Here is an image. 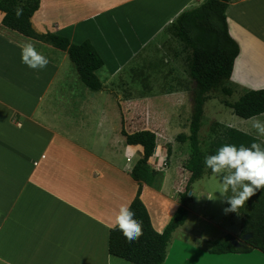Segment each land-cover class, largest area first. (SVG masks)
Segmentation results:
<instances>
[{
    "label": "crops",
    "instance_id": "crops-1",
    "mask_svg": "<svg viewBox=\"0 0 264 264\" xmlns=\"http://www.w3.org/2000/svg\"><path fill=\"white\" fill-rule=\"evenodd\" d=\"M203 1L40 0L30 18L34 30L65 35L74 43L89 39L108 72L103 89L84 81L66 50L4 27L0 11V264H133L109 254L106 225L136 194L138 184L128 169L143 150L126 143L121 129L131 112L105 85L126 69L140 71L156 56L153 44L164 51L159 59L172 62L167 52L182 45L169 26ZM225 14L239 53L222 89L239 97L264 87V0H230ZM24 43L48 58L44 69L21 62ZM187 55L184 49V77L190 76ZM146 121L144 129L158 137L150 118ZM162 154L163 149L153 153L145 165L156 169ZM164 176L160 185L140 178V198L158 232L179 206L183 190L182 182L168 185V172ZM188 213L196 212L188 207ZM189 215L172 232L162 264H264V253L256 248L210 253L208 244H197L189 233ZM226 215L233 227L222 228L221 236L239 239L240 217Z\"/></svg>",
    "mask_w": 264,
    "mask_h": 264
},
{
    "label": "trees",
    "instance_id": "trees-1",
    "mask_svg": "<svg viewBox=\"0 0 264 264\" xmlns=\"http://www.w3.org/2000/svg\"><path fill=\"white\" fill-rule=\"evenodd\" d=\"M230 0H204L195 7L183 10L169 26L171 33L180 41L182 51L187 50L188 71L194 80L193 104L189 121L188 133H178V142H187L189 156L184 168L188 178L184 189L178 193L179 206L170 217L162 232L152 226L149 212L140 198L142 183L140 178L149 177L145 165L148 158L157 154V135L154 131L141 129L129 132L122 125L121 133L127 144L141 145L142 156L131 169V176L138 187L131 201V210L135 219L143 224V235L137 241L128 242L117 230H109L108 251L110 255L120 257L133 264H162L166 247L172 232L182 225L188 215L187 203L191 197L189 192L195 180L211 170L204 164L207 155L214 154L224 144L250 146L252 142L260 143L256 136L234 127H227L214 136L206 146L202 147L199 131L202 125L204 104L211 92L227 82L231 76L235 58L239 53V45L229 33L225 10ZM40 0H0V11L3 12L1 23L4 27L51 45L60 50H66L69 59L74 63L84 81L94 89H103V81L97 71L104 66L102 56L89 39L79 43L72 42L69 37L52 32L39 33L31 24V16L38 9ZM22 8L23 14L16 16V9ZM226 94L229 92L226 90ZM233 113L242 118H250L264 113V87L244 91L236 100H224ZM157 146V147H156ZM156 148V150H155ZM171 153L170 146L166 148V157ZM143 169L140 174V169ZM175 186L180 187L182 177L174 179ZM226 205L228 206L227 202ZM241 219L239 238L250 234L239 246L230 241V234L212 239L208 242V251L213 254L227 252H247L252 248L264 253V189L257 191L245 205L238 209Z\"/></svg>",
    "mask_w": 264,
    "mask_h": 264
},
{
    "label": "rangeland",
    "instance_id": "rangeland-1",
    "mask_svg": "<svg viewBox=\"0 0 264 264\" xmlns=\"http://www.w3.org/2000/svg\"><path fill=\"white\" fill-rule=\"evenodd\" d=\"M14 34L19 36L17 33ZM19 38L23 39L21 36ZM152 48L155 49L152 51L156 55L155 58L144 61L145 65L140 68V71L138 68L133 70L130 68L129 72L126 69L117 79L109 82L105 87L117 98L124 111L130 110L131 113L125 115V129L127 131L146 128L148 123L146 119L150 118L149 123L154 126V130L158 133L157 146L163 149V154L156 161L159 162L154 167L156 169L153 167L147 169L146 174L152 182L155 185L164 183V173L168 172L166 183H170L171 178L183 177L184 189L188 178L184 166L189 156V146L187 142H178L176 135L189 131L192 97L195 89L194 80L190 73V76L184 77V51L182 49H171V52H167L174 57L172 62L169 60L170 62L167 63L165 60L159 59L158 56H163L164 51L157 49L155 44L152 45ZM97 73L100 79L104 81V77L108 76L106 65L100 68ZM222 88L223 85L218 90L211 92L209 99L204 104L202 125L199 131L202 147L206 146L208 141L227 127H234L251 133L264 141V137H258L255 131L251 129L249 118L237 116L229 106L224 104V100L229 102L236 100L239 93L226 95ZM253 117L264 121V114L262 113ZM167 146L171 148L169 157H166ZM158 155L159 152L156 156ZM142 176L145 178L144 173ZM218 187V178L214 177L212 173H205L192 184L191 191L194 192V198L187 203V209L189 207L191 211L196 213L190 215L188 213L187 227L190 230L189 233L196 236V242L199 245L206 246L208 244V240L206 241L205 238L215 239L221 236L222 228L233 227L232 218L227 215L224 217L226 200L216 191ZM227 195L231 196V191ZM209 196L215 198L209 199ZM198 215L206 219H200ZM232 215L239 217L238 212H232ZM213 222L218 223V227L213 225ZM197 236H201V238L198 240Z\"/></svg>",
    "mask_w": 264,
    "mask_h": 264
},
{
    "label": "clouds",
    "instance_id": "clouds-1",
    "mask_svg": "<svg viewBox=\"0 0 264 264\" xmlns=\"http://www.w3.org/2000/svg\"><path fill=\"white\" fill-rule=\"evenodd\" d=\"M15 14L21 16L23 9H16ZM19 47L21 62L30 69L42 70L48 65V58L38 52L32 43H24ZM249 124L258 137H264V121L250 117ZM204 164L218 178L219 187L216 191L228 204L225 213L238 212L257 191L264 189V146L260 143L252 142L248 147L224 144L214 154L207 155ZM229 191L231 196L227 195ZM134 217L131 202L122 204L106 227L110 230L118 229L130 243L137 241L143 235V224Z\"/></svg>",
    "mask_w": 264,
    "mask_h": 264
},
{
    "label": "water",
    "instance_id": "water-1",
    "mask_svg": "<svg viewBox=\"0 0 264 264\" xmlns=\"http://www.w3.org/2000/svg\"><path fill=\"white\" fill-rule=\"evenodd\" d=\"M190 194V192H189ZM250 237V234H243L240 239H236L233 236L230 237V241L234 246H239L243 240H247Z\"/></svg>",
    "mask_w": 264,
    "mask_h": 264
}]
</instances>
